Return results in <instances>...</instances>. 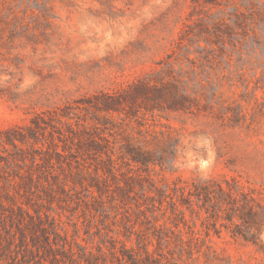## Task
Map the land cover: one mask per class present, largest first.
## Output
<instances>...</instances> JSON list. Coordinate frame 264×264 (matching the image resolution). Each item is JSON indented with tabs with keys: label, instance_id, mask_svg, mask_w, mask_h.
<instances>
[{
	"label": "rangeland",
	"instance_id": "374dc122",
	"mask_svg": "<svg viewBox=\"0 0 264 264\" xmlns=\"http://www.w3.org/2000/svg\"><path fill=\"white\" fill-rule=\"evenodd\" d=\"M254 36L264 48V0H0V139L13 130L24 135L20 141L19 133L10 134L16 138V147L0 143V157L9 162L5 165L2 159L0 164V264H27L31 256L21 241L25 238L32 248L34 233L36 241L42 240L33 225H20L17 206L34 218L35 211L42 218L43 213L53 218L46 226L53 223L74 252L81 254L84 247L98 256L101 248L107 264L109 238L116 247L120 241L137 250V235L126 237L128 219L130 226L136 222L134 230L149 251L155 257L164 254L168 262L264 264L262 249L224 229L219 234L206 229L208 222L195 204L192 209L179 207L185 225L180 223L178 229L168 220L166 204L153 215L146 212L153 225L161 226L170 237L168 245H158L149 223L134 206L133 198L141 201L138 185L132 199L117 194V180L106 173L104 163L88 157L85 145L61 138L59 133L67 134L66 128L55 121L72 112L79 119L69 114L62 121L75 128L78 120L88 127L93 111L75 109L85 104L79 100L99 92H118L137 81L174 83L195 101L192 111L165 109L141 111L128 118L113 116L126 126L129 136L151 139L170 131L180 142L172 170L155 167L142 172L124 164L115 150V174L121 185L123 178L136 174L159 187H172L177 180L234 178L264 200V57L253 43ZM182 37L183 47L178 50ZM172 50L176 57L168 59ZM255 86L259 89L254 92ZM103 136L110 142L115 138L107 132ZM52 137L59 151L76 156L65 160L71 163L68 181L81 179L75 176L80 168L88 173L81 181L93 184L96 167L99 179L108 181L101 197L107 217L101 215L99 202H91V214L82 204L76 206L75 197L84 199L85 194L78 185L79 194L70 192L73 201L67 198L64 203L63 196L49 190L55 198L46 196L41 167H32L31 159L35 157L42 166L45 155L39 150H46ZM155 146L150 145L151 149ZM53 162L54 174L63 180L65 176ZM47 232L51 239L48 227ZM177 236L185 242L182 249ZM192 237L197 240L191 242ZM261 240L264 244V231Z\"/></svg>",
	"mask_w": 264,
	"mask_h": 264
},
{
	"label": "trees",
	"instance_id": "16d2710c",
	"mask_svg": "<svg viewBox=\"0 0 264 264\" xmlns=\"http://www.w3.org/2000/svg\"><path fill=\"white\" fill-rule=\"evenodd\" d=\"M183 37L177 43L176 49L180 50L183 47ZM257 43L260 54L264 57V48L257 42V38L253 37V43ZM256 53V49H254ZM176 54L175 50L168 56V59H174ZM178 54V53H177ZM264 77V70H262ZM264 87V86H263ZM258 86L254 87V92L257 91ZM262 89L264 97V88ZM83 104L82 108L76 107L75 109H83L85 111H93L92 124L85 126L80 124L78 120L75 121V128L73 124L63 122L62 118L73 114L77 119L79 116L75 113L63 114L55 118V121L66 128L67 134L59 133V135L69 139L72 145L80 146L81 144L86 147V155L90 158H94L95 161H101L104 163L106 173L117 180V194L131 198V193H136L135 186L138 185L140 191V199L134 200V206L137 214H141L144 217L145 222L152 229V235L157 241L158 245L163 243L169 244L170 237L167 232L162 230L159 225H153L152 221L146 216V212H150L151 215L157 211H162L163 206L166 204L170 209V216L168 220L178 229L179 224L185 225L184 213L179 208L192 209L195 204L199 210L200 215H204V220L208 222L206 229H212L215 234H219L221 229L226 230L232 237H238L247 243H251L259 249L264 251V244L261 240V234L264 231V200L256 197L254 190H245L239 182L234 179L216 180L213 178L196 179L190 182L177 180L173 182V186L165 185L163 187L157 186L151 179L144 177L141 174L129 175L123 178V186L117 179L115 172L118 170L117 160L120 159L128 166L135 165L142 172H150V169L159 167L160 170H172L173 165L176 163L179 154V139L170 131L159 132V135L152 136L151 139L147 136L141 135L139 138L129 136L127 134L126 126L121 122L113 119V116H120L123 114L126 118L128 116H137L141 111L152 112L154 110H172V111H192L194 107H197L195 101L178 89L177 85L171 82H160L159 84H150L145 81H137L131 84L127 89H123L118 92L107 93L99 92L93 95L91 98L85 100H79ZM197 109V108H196ZM144 114V113H142ZM98 115H102L99 117ZM238 119L242 117L240 112L237 114ZM54 120V119H53ZM85 122V120H83ZM17 132L16 130L8 131L4 133L5 140L0 139L1 144H10L16 147L14 139L10 134ZM107 132L110 136H115L114 141L110 142L105 139L103 134ZM20 141H24V135L20 132ZM16 137V136H13ZM34 137V136H33ZM115 149V145H117ZM156 144L154 149H151L150 145ZM51 147V148H50ZM118 153V159L113 158L114 151ZM37 151V150H36ZM43 152L45 158L42 166L36 162L35 157H32V167H41L40 173L43 180L47 184V197L55 198V195L63 196V202L67 203V198L73 201V197L70 194L71 191L75 194H79L77 191V185L85 191L84 199L79 195L75 197L76 206L81 204L88 210L91 202H99L100 213L103 217H107L105 205L102 201V195L108 190V181L104 178L99 179L98 167L95 168L96 177H91L93 184H84L81 179L86 176V172L78 168V172L75 176L80 178L69 181L67 177L72 176L71 163L65 162L67 156H74L73 154H65L63 151L58 150V146L55 144L53 137L52 142L46 150H39ZM105 156V159L102 158ZM4 158L0 157V164ZM57 163V167L61 170L65 176L63 180H60L58 174H54V162ZM77 161V160H75ZM78 162V161H77ZM9 162L5 160V165ZM64 165L67 168H64ZM79 165V164H78ZM100 169H102L100 167ZM102 169V170H103ZM29 179L33 180L32 173H28ZM38 177V182H40ZM52 181V184L49 183ZM147 183V187L144 185ZM57 188L53 190L54 187ZM48 190L51 193H48ZM94 192L98 197H95ZM10 197V196H9ZM100 198V201L98 199ZM145 206V210L142 209ZM17 210L20 215V225H33L36 231L41 233L42 240L36 241L37 236L34 233V238L31 240V247L29 248L26 240L21 241V247L26 251L31 258H29L27 264H107V258L103 257L104 252L99 248L98 256L91 251H86V248L81 247V254L74 252L72 246L66 238L62 237L54 228L53 223L50 226L46 221L53 218H49L48 214L40 211H35V218L23 207L17 206ZM88 214L91 212L88 210ZM165 214V213H164ZM45 220V221H44ZM153 220L157 221L155 218ZM113 224L115 222H112ZM130 219H128L124 228L129 231L126 236L130 240L132 234H136L137 250L134 248H127L125 243L119 241L120 246L116 247L115 240L110 239L108 262L110 264H177L176 262H168L167 257L164 254H158L155 257L154 252H150L148 244L144 242L138 233L134 230L136 222L130 226ZM140 224H143L141 221ZM47 227L50 228L53 237L50 239V235L47 232ZM172 231H169V233ZM208 236V232L206 233ZM197 240L191 238L190 241ZM184 241L181 236H177V244L182 249ZM78 247V246H77ZM173 259V257H171ZM165 260V262H164Z\"/></svg>",
	"mask_w": 264,
	"mask_h": 264
}]
</instances>
